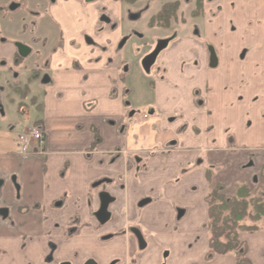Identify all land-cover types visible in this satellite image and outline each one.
I'll return each instance as SVG.
<instances>
[{
	"label": "crops",
	"instance_id": "obj_1",
	"mask_svg": "<svg viewBox=\"0 0 264 264\" xmlns=\"http://www.w3.org/2000/svg\"><path fill=\"white\" fill-rule=\"evenodd\" d=\"M176 1L0 0V108L45 133L41 154L0 143V264H237L205 258V198L264 192V0L147 27ZM238 238L264 264V229Z\"/></svg>",
	"mask_w": 264,
	"mask_h": 264
},
{
	"label": "trees",
	"instance_id": "obj_2",
	"mask_svg": "<svg viewBox=\"0 0 264 264\" xmlns=\"http://www.w3.org/2000/svg\"><path fill=\"white\" fill-rule=\"evenodd\" d=\"M125 1L133 3L135 0ZM178 8L177 2L163 5L148 21V28L168 29L172 23L177 22ZM200 11L201 0H196L195 9L190 17H198ZM16 58L22 60L19 56ZM17 63L15 65H18ZM33 126H40V123ZM93 134L95 141L92 147H95L99 143V135L95 130ZM205 203L208 215L206 229L209 234L206 260L209 261L219 255L233 254L237 264H249L246 259V246L238 236L242 232L254 233L259 230L258 223L264 219V192L253 195L246 185L239 184L235 187V194L228 197L223 195L221 187L217 186L206 196Z\"/></svg>",
	"mask_w": 264,
	"mask_h": 264
},
{
	"label": "rangeland",
	"instance_id": "obj_3",
	"mask_svg": "<svg viewBox=\"0 0 264 264\" xmlns=\"http://www.w3.org/2000/svg\"><path fill=\"white\" fill-rule=\"evenodd\" d=\"M147 1L146 0H137V4L140 3V5H142L141 7H143ZM161 1L162 0H157V2H156V0H155V3L151 6L152 10H154V6L160 4ZM190 2H191V0H190ZM190 2L186 3L183 0V6L181 8L182 14L180 15L179 13H177V22L175 24H183L185 22L183 17L187 18V16H188L187 6L190 4ZM143 20L144 19H142V21H141L142 23H144ZM181 22H183V23H181ZM172 24H174V23H172ZM142 28L146 29V25L144 24ZM143 29H142V31H143ZM46 64H47V61H44L41 64H37V65L33 66V68H31V66H30L31 64H29L28 70L31 73L30 74L31 77L32 78L37 77L40 70ZM29 82H30V79H29ZM17 91L20 93L19 95L22 98H23V96L25 97L27 94L26 88H23V89L19 88V90H17ZM4 105H5L4 109L0 108V111H1L0 112V131L2 133V134H0V143L4 144V145L9 144L10 146H12V145L16 146V145H18L19 134L23 133L25 131V128L28 125L26 122H24V113L26 110H24L23 113H21V112L18 113V109L15 105L12 106V105L8 104V102H7V104L5 103ZM29 109H30L29 115H32V113H34V112L31 110L30 107H29ZM33 110H36V109H33ZM142 112H143L142 110H138L137 116L141 119L142 118L146 119L148 116L146 118H144V116L142 117ZM34 119H35V117H32L31 121H33ZM30 149H31V147H30ZM246 224L249 225L250 223L246 222ZM258 227H259V229H264V219L258 223Z\"/></svg>",
	"mask_w": 264,
	"mask_h": 264
},
{
	"label": "built area",
	"instance_id": "obj_4",
	"mask_svg": "<svg viewBox=\"0 0 264 264\" xmlns=\"http://www.w3.org/2000/svg\"><path fill=\"white\" fill-rule=\"evenodd\" d=\"M147 116H144L146 118ZM35 145V152L38 154L43 153L45 145V133L42 127L32 126L26 129L18 136V153L21 156L30 155L32 147Z\"/></svg>",
	"mask_w": 264,
	"mask_h": 264
},
{
	"label": "flooded vegetation",
	"instance_id": "obj_5",
	"mask_svg": "<svg viewBox=\"0 0 264 264\" xmlns=\"http://www.w3.org/2000/svg\"><path fill=\"white\" fill-rule=\"evenodd\" d=\"M123 2H126L125 0H122ZM177 2V1H176ZM176 2H170V3H176ZM126 3H128V2H126ZM134 3V2H133ZM178 4H179V2H177ZM166 4H168V3H166ZM195 4H196V1H195ZM165 5V4H164ZM179 7H180V4H179ZM194 9H195V7H194ZM160 11V10H159ZM178 11H179V8H178ZM104 12L105 11H102L101 12V14H100V16H102V18H101V21L102 22H107L108 20H107V18H106V16H105V14H104ZM178 13V12H177ZM191 14V13H190ZM197 18V17H196ZM175 24V23H174ZM148 27V26H147ZM112 28H114V26L112 25ZM149 29H153V28H149ZM158 29V28H157ZM159 29H161V28H159ZM169 29V28H168ZM164 30H166V29H164ZM122 45H123V43L122 44H120L119 45V47H122ZM32 77H30L29 79H31ZM34 79V78H33ZM31 81V80H30ZM144 116H147V115H144ZM16 155L17 156H21L19 153H18V149H17V151H16ZM111 202V201H110ZM107 207V205H102V209L104 208H106ZM6 215V213H5V211H3V210H0V217H2V218H4V216ZM99 223V222H98ZM53 250H54V247L52 246V248L50 249V253H49V255L46 257V260H47V262H51L52 260H53V256H52V252H53ZM89 262V261H88ZM64 264H67V263H64Z\"/></svg>",
	"mask_w": 264,
	"mask_h": 264
},
{
	"label": "water",
	"instance_id": "obj_6",
	"mask_svg": "<svg viewBox=\"0 0 264 264\" xmlns=\"http://www.w3.org/2000/svg\"><path fill=\"white\" fill-rule=\"evenodd\" d=\"M19 54L21 55V57H25L28 54V49L24 46L18 45L17 46ZM214 58L213 56H211V65L213 66L214 62H213ZM86 264H95L93 261H89Z\"/></svg>",
	"mask_w": 264,
	"mask_h": 264
}]
</instances>
